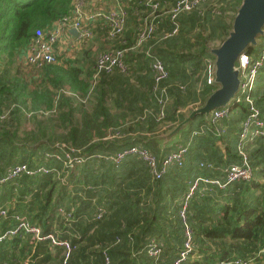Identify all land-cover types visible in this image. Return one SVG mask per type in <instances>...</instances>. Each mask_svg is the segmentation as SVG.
I'll return each mask as SVG.
<instances>
[{
  "label": "trees",
  "instance_id": "16d2710c",
  "mask_svg": "<svg viewBox=\"0 0 264 264\" xmlns=\"http://www.w3.org/2000/svg\"><path fill=\"white\" fill-rule=\"evenodd\" d=\"M101 1L99 7L104 10L114 7L115 0ZM118 1L129 12L131 23H136L134 26L139 25L138 17L141 26L145 16L151 13L148 23L152 24V32L139 41V33L145 29L142 28L136 37L137 46L144 49L141 54L144 72L135 78L136 83H130L127 77L131 68L125 51L132 43L133 27L130 31L124 28L115 37H109L103 29V35L112 39L113 45L96 51L97 54L102 50H124L125 71L102 72L92 85L94 66L81 78V69L76 66L64 68L47 64L41 70L40 79L32 80L34 88H29L20 68L15 67L11 71L12 63L21 57L35 30L51 26L68 13L72 0H0V168L4 164L0 175L8 167L21 163L31 168L43 164L62 170V176L66 175L65 183L59 188H54V183L60 184L55 172L23 174L16 182L5 183L13 192L16 187L18 194H32L26 211H13L26 215L41 227L44 235L53 233L70 242L71 251L66 264H172L185 240L179 216L180 202H173L185 192L178 180L186 178L191 182L200 177H213L215 171H222V181L225 180L227 168L240 160L237 143L248 104L240 101L232 107L229 116L221 122L223 132L220 134H216L214 129H206L202 134L192 135L195 129L205 124L204 115H196L193 119L199 120L197 127L190 134L186 133L181 144L187 145V154L190 142L187 143L186 139L189 135L192 140L203 142L204 154H185L181 165L171 163L160 178H153L148 167L135 155L126 156L118 166L105 157L134 144L151 151L158 159L172 151L168 146L161 150L158 140L151 137L159 129L162 133L173 129L214 91L215 87L208 84L202 74L203 59L210 57L209 49L227 36L231 29L230 19L241 0H201L189 10L176 12L174 8L179 0H157L158 7L154 11L138 0ZM158 31H161L162 45L159 44L161 38H154ZM120 36L128 42L122 44ZM263 41L264 37H259L257 46L246 48L253 59ZM155 58L163 62L167 72L166 77L158 82L150 68ZM115 92L118 98L130 99L128 105L115 100L116 106L124 109V114H134L135 120L127 129L120 127L119 118L124 114H112L106 105V97ZM91 95L96 102H89ZM250 97L264 120V67L257 74ZM149 100H152L150 107L147 106ZM186 107L188 111L182 112ZM146 109L149 112L144 113ZM45 110L53 114L57 112V116L39 120L33 131L22 136L18 134L21 114L31 112L32 116ZM77 113L80 118H76ZM239 124L240 127L237 126ZM217 142H222L224 151ZM57 143L68 150L75 149L72 153L82 155L84 163L65 170L61 160H44L41 154L46 151L62 152ZM251 144H256L253 150H250ZM245 150L252 176L247 181L231 182V187V183L227 184V192L231 196L226 198L227 206L218 209L221 214L219 225L223 224L221 228L212 226L205 229L197 225L198 229H194L192 220L202 222L204 215L198 217L194 212L189 216L192 203L189 199L186 221L192 231L193 250L183 264H220L232 258H242L250 264H264V251H261L264 247V205L260 209L243 204L239 207L243 202L240 200L242 190L259 186L264 192V184L255 182L253 178L256 173H263L264 177V137L257 136L248 141ZM54 191L57 193L55 196ZM167 195L170 196L168 200ZM209 198H204L203 208L210 203ZM228 203L231 205L229 208ZM99 206L107 211L101 219H94ZM170 206L174 209L167 215L166 209ZM58 208L65 212L72 210L73 218L67 220ZM34 209L37 212L31 214ZM241 216L244 223L239 225L236 222ZM202 236L214 239L219 236V241L205 245ZM18 237H8L13 251L10 253L2 250L4 240L0 242V264H23L26 257H29L26 264H41L43 254L45 261L62 264V246L51 252L45 239H28L17 249ZM152 238L160 245L163 243L157 260L147 254V245Z\"/></svg>",
  "mask_w": 264,
  "mask_h": 264
},
{
  "label": "built area",
  "instance_id": "2783aa9c",
  "mask_svg": "<svg viewBox=\"0 0 264 264\" xmlns=\"http://www.w3.org/2000/svg\"><path fill=\"white\" fill-rule=\"evenodd\" d=\"M200 1L201 0H179L176 4V7L174 8V11L189 10ZM89 2H91V0H72L71 9L68 13L55 20L51 26L44 29H36L33 38L24 51L25 54L23 55V64L26 66H32L36 69H41L47 64L57 63L58 59L54 52V45L59 40L61 35L71 37L72 35L70 33V28H74L76 30L74 40L78 44H83L86 40L93 36L92 22L98 18H101L104 21L103 27L107 29L109 37H115L123 31L126 20V10L123 7H114L107 10L97 8L90 12H86L85 7ZM138 2L149 7L151 11L156 10L158 7L157 0H138ZM150 32H152V24L147 23L145 29L139 33V41L148 37ZM123 52L124 50L116 48L102 50L96 54L94 65L95 72L93 75L92 85L97 82L102 72L107 73L113 71L114 69H120L121 71L126 70V66L123 62ZM213 62L214 59L211 56L205 57L203 59L204 67L202 74L206 76V81L208 84H212ZM239 66L241 82L235 102L230 106L213 109L211 111L209 122H205V124L192 132V135L202 134L206 131V129H214L216 134H220L223 132L221 122L223 119L229 116L232 107L240 101H244L246 104H248L247 115L242 122L237 143V151L240 160L238 163L232 164L227 168L225 171V180L223 182L219 180L213 181L219 187H225L227 184L234 181L250 180L252 176V170L250 161L248 159V154L245 150V145L254 137H264V120L262 119L259 110L255 107L253 100L250 97V93L255 86L257 74L259 70L264 67V41L260 46L256 58L253 59L247 52L241 53L239 56ZM150 68L154 73L156 82L165 78L167 75L163 62L158 58H155L151 61ZM66 93L69 92L66 91ZM186 110L187 108L183 109L182 112H185ZM39 112L43 114L46 113V110ZM39 112L38 114L40 115ZM30 115L31 112H28L27 116ZM56 146L60 147L62 152L46 151L42 156L44 160L52 158L61 160L65 170L74 167L75 164L79 165L84 163L85 158L82 155L72 153L73 151H76L75 149L69 148L68 150V148L60 143H57ZM186 151L187 145L179 144L166 156L158 159L151 151L138 144H134L113 155L106 156L105 158L111 160L115 166H118V164L126 156L135 155L148 167V170L153 178H160L171 163H176L177 165L182 164ZM49 172H55L57 178L61 179L62 183H65L66 175L62 176V170L60 171L56 170L55 168H48L43 164L35 165L31 168L26 163H21L8 167L5 173L0 175V184L7 183L9 181L16 182V180L23 174L34 175L43 173L46 174ZM199 179L208 182V180L204 178L195 179L190 183L187 191L180 201L179 216L183 222L185 240L182 249L178 251L172 264H183L189 258L190 253L193 250L192 231L186 221V214L188 201L192 197L199 183ZM14 184L16 185V183ZM106 211L107 210L104 207H97L94 213V219H101ZM58 212L64 215L67 220L73 218L72 210L70 212H65L63 208H58ZM7 217H11L15 224L4 234L0 235V241L6 236L20 235L22 233L30 235L33 240L48 239L51 245L63 247L64 259L62 264H66V259L68 258L71 251V245L68 240L60 239L53 233L44 235L42 233L41 227L31 222L26 217V215L22 213L9 214L7 208L0 207V218ZM160 246L161 245L155 239H150L147 245V254L157 260L161 252ZM261 251H264V247L261 249ZM220 264H250V261L244 260L242 258H232L229 260H223L220 262Z\"/></svg>",
  "mask_w": 264,
  "mask_h": 264
},
{
  "label": "crops",
  "instance_id": "0c3cea01",
  "mask_svg": "<svg viewBox=\"0 0 264 264\" xmlns=\"http://www.w3.org/2000/svg\"><path fill=\"white\" fill-rule=\"evenodd\" d=\"M112 1L114 2V0H112ZM102 2L103 1H101V0H95V1L89 2L85 7V9H86L85 11L90 12L92 10L100 8V7H96V6H97V4L100 5ZM113 5H114V7H123V4H121L118 0H115V3ZM114 7H112V8H114ZM124 9L126 10V8H124ZM128 13L129 12L126 10V20H125L126 23H125L124 28L126 30L130 31V29L134 27L132 30L134 34L132 33V35H133L132 41H131L132 43H130V46L125 48L128 64L131 68V72H130L129 76H127V77H129L130 83H136L135 78L141 72H144L143 68H141L142 66H144V58H142V55H141L144 49L142 48V46H137L136 37H137V33H139L140 29L142 30V28H145L146 24L148 23V21L151 18V15L145 16V19L142 18V20L143 19L144 20L141 23V26H140L139 17H138L137 18V24H139V25L134 26V25H136V23H134V24L131 23V19L129 18ZM103 25H104V21L101 18H98L97 20L92 22L93 36L90 39L86 40L83 44H78L74 40L75 35H76L74 32L70 31V33L72 35L71 37H66L65 35H61L59 40L54 45V52H55V55L57 56V59H58L57 63H54V64L63 66L64 68L76 66V67L81 69L80 77L83 78L84 74H86L88 72V70L94 66L95 58H96V51L98 50V48H103L101 46L111 47L113 45L112 39H110V38L108 39L103 35V32L105 30L107 31V29L104 28ZM70 29H72V28H70ZM103 29H104V31H103ZM160 35H161V31H158V32H156V37H154V38H158ZM120 37L122 39L119 38V41L122 44L128 42V40H126L125 38L123 39V36H120ZM124 37H125V34H124ZM159 38H161V41L159 42V44L162 45L163 44L162 36ZM96 44H98L99 47L95 46ZM24 51H23V53H24ZM27 68H28L27 72H21L20 71V73L23 76H25L27 81L29 82L28 87L34 88L32 85V80L36 81V80L40 79L41 76H39V75H40L41 70L43 68L36 69V68H34L32 66H28V65H27ZM89 99H90L89 102H91V101L96 102V99H95V97H93V95H91ZM116 99L122 101V103L124 105H128L130 102V99L128 97L126 99L118 98V95L116 92L112 93V96L106 97V105L109 107V111L112 114L121 113L123 115L124 109L120 106H118V107L116 106V101H115ZM151 102H152V100H149L147 102L148 107L151 106L149 104ZM170 102H172V100H170ZM138 104L140 105L141 103L139 102ZM87 110L90 111L88 108H87ZM187 111H188V109H187ZM146 112H149V109L144 110V113H146ZM76 115H77L76 118H80V116H81L79 113H77ZM52 116H54V117L57 116V112L53 114L49 110H46V113H43L41 115L34 114L32 116H27L26 114H23V115L21 114L19 116V125H18L19 132H18V134L20 136H22V134H24V133H28V132L33 131L36 127L37 121L45 120V119L52 117ZM134 120H135L134 114H132V113L124 114V117L122 116L121 118H119L121 129H125V128L127 129L128 127H130V125L132 124V122ZM198 123H199L198 119H192L190 123L183 126L175 135H173L170 138H161L168 131L162 133V131H161L162 129H159L157 131L156 135L152 136L151 138L158 140L157 143H158V146H160L161 150H165V149H162L165 146H168L170 148V150H173L179 144H181V142L184 141V139L186 137V133L190 134V132L197 127ZM237 126L240 127V124ZM130 134H134V132H131ZM148 135H152V134L148 133ZM188 138H189V140H188ZM186 141H187V143L190 142V144H189L190 149L187 153L188 155L189 154L191 155L194 153L204 154L203 142H201L197 139L192 140L191 136H189V135H188ZM217 145L220 148H222V150L224 151V145L222 144V142H217ZM254 147H256V144H254V145L251 144L250 150H253ZM41 155L43 156V154H41ZM35 164H38V163H35ZM2 167L3 168H0V173H2L4 171V164ZM213 174H214L213 177H207L209 179L204 178V179H207L208 182H205V181H202L201 179H199V183H198L192 197L190 198L192 200L191 201L192 203L190 204V209L188 210L189 216L191 214H193L194 212L198 213V215H197L198 217L200 215L201 216L204 215L203 216L204 220L202 219V222H198L195 219L192 220V225L195 226L194 229H196V230L198 229L197 225H199L200 227H204L205 229H210V228H212V226H213V228L217 227V229H219V228H221V226H223V224L219 225V223H220L219 220H220L221 214H219L218 209H220V207L222 208L224 206H227L226 205V203H227L226 198L231 196V194L229 192H227V188H229V186L230 187L233 186V184H232L233 182L228 187H227V185L225 187H219L213 181L219 180V181L223 182L224 180L222 181V179H224V174L222 173V171H215V172H213ZM262 175H263V173L262 174L256 173L255 177H253L254 181L259 183V184H264V177H262ZM203 176L206 177L205 175H203ZM56 178H57V176H56ZM200 178H203V177H200ZM57 180H58V178H57ZM193 181H191V182H193ZM178 182L180 183V185L182 187H184L185 192L187 191V189L191 183L186 178H180L178 180ZM10 187H11L10 185H7L5 183L3 185L0 184V207L7 208L12 213H18L17 211L22 212V210L26 211L28 209L27 204H29L32 201L31 200L32 194L21 195V194H18L17 191H15L16 187H15L14 192H13L12 188L10 189ZM18 187H19V182H18ZM185 192L173 200L174 204L179 203L182 200ZM56 194L57 193L54 191L53 195L55 196ZM240 197H241L240 200L241 201L243 200V202H241L239 204V207L243 204V205H248L249 207L256 206L260 209L264 205V192H262V190L259 186H256V187L251 186L248 191L242 190ZM169 198H170V196L167 195L166 199L168 200ZM204 198H209V200H210V203L207 204L205 208H203ZM33 206H35V202L32 204V207ZM230 206L231 205H229V203H228V208ZM244 207L246 208V206H244ZM172 209H174L173 206H170L166 209L167 215H169V213L172 211ZM13 210H17V211H13ZM199 211H200V213H199ZM36 212L37 211L34 209L31 212V214H34ZM252 214H254V211ZM242 218H243L242 216L239 217V220H237L236 223H238L239 225H242L244 223ZM13 224H14V220L11 217L0 218V235H2L3 232L5 233V231L8 228H10L9 226L10 225L13 226ZM16 236H20V237L16 238V239L20 240L19 244L17 245V249H18V247H21L22 244L25 243L26 240H28V239L33 240L30 235H27L24 233H22L20 235H16ZM8 237H10V235L6 236L3 239L5 243H3L4 247H2V250L6 249V253L13 252L11 250L12 245H10L8 243L9 242ZM218 237L216 239H214V238H210L207 236H202V239L204 241V244L208 245L212 241H215V240L219 241ZM3 240H1V241H3ZM237 240H241V239H237ZM34 241H36V240H34ZM45 241L48 242L49 249L51 252H54L58 248L57 246L51 245V243L48 239H45ZM162 244L163 243L161 242V245ZM33 249H34V247H32V251H33ZM41 258H42L41 264H52V261H50V262L45 261V254H43L41 256ZM28 260H29V257H26L23 261V264H26V262H28Z\"/></svg>",
  "mask_w": 264,
  "mask_h": 264
},
{
  "label": "water",
  "instance_id": "95a60500",
  "mask_svg": "<svg viewBox=\"0 0 264 264\" xmlns=\"http://www.w3.org/2000/svg\"><path fill=\"white\" fill-rule=\"evenodd\" d=\"M76 34L74 28L70 29ZM264 37V0H241L227 36L209 49L214 59L212 85L215 87L204 102L189 111L187 116L161 138H170L199 114L209 122L213 109L235 102L240 87L239 56L249 46H257Z\"/></svg>",
  "mask_w": 264,
  "mask_h": 264
},
{
  "label": "rangeland",
  "instance_id": "374dc122",
  "mask_svg": "<svg viewBox=\"0 0 264 264\" xmlns=\"http://www.w3.org/2000/svg\"><path fill=\"white\" fill-rule=\"evenodd\" d=\"M100 5L99 4H97V7H99ZM238 7V6H237ZM237 9V8H236ZM235 13H236V10H235ZM235 13L233 14V16L235 15ZM151 14V13H150ZM150 14L148 15L147 14V16H150ZM233 16H232V18L230 19V22L232 23V20H233ZM230 23V24H231ZM101 44V43H100ZM95 46H98V44H96ZM99 47V46H98ZM101 47H103V48H106V46H101ZM102 48V49H103ZM23 55H24V53L22 52V54H21V57H17V58H15L14 59V61H13V63H12V70L11 71H14V69H15V67H17V69L18 68H20V70L21 71H23V72H27V66L26 65H24L23 64ZM198 106H200V105H198ZM59 182H60V184L59 183H54L55 185H54V188H59L60 186H61V184H64V183H62V181H61V179H59Z\"/></svg>",
  "mask_w": 264,
  "mask_h": 264
}]
</instances>
